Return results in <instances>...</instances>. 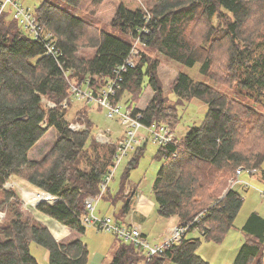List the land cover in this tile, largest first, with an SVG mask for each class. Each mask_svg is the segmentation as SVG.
Wrapping results in <instances>:
<instances>
[{
    "label": "trees",
    "instance_id": "16d2710c",
    "mask_svg": "<svg viewBox=\"0 0 264 264\" xmlns=\"http://www.w3.org/2000/svg\"><path fill=\"white\" fill-rule=\"evenodd\" d=\"M64 3L121 29L131 41L97 27ZM31 13L41 26L38 36L23 28L14 10L0 13V208L6 211L0 223V264H41L31 252L32 242L48 250L49 264L89 263L81 238L87 229L82 218L89 214L85 200L100 192L116 145L96 140L86 104L75 120L88 128L73 130L63 101L70 98L72 85L105 87L116 67L132 58L117 101L128 93L122 104L141 113L143 124L166 122L175 129L178 108L163 91L157 52L187 65L199 63L201 73L227 88L178 73L170 86L179 99L198 97L208 109L201 124L179 140L180 148L159 146L153 155L161 161L152 186L158 213L178 216L182 223L205 212L199 223L209 226L205 238L222 240L244 201L237 183L228 188V180L243 166L256 168L264 181V0H43ZM48 41L61 49L58 57L47 54ZM71 66L75 69L67 74ZM147 86L153 96L144 109L137 108ZM51 128L56 130L53 145L42 159L30 158L29 151ZM147 145L133 151L117 190L109 184L103 194L114 208L119 204L115 219L124 220L133 207L137 188L130 193L126 188ZM12 175L59 197L38 209L69 229L65 237L57 239L23 208L14 188H4ZM243 231L245 241L232 264H264V216L252 212ZM201 241L186 236L147 258L132 241L120 238L110 264H210L197 254Z\"/></svg>",
    "mask_w": 264,
    "mask_h": 264
},
{
    "label": "rangeland",
    "instance_id": "374dc122",
    "mask_svg": "<svg viewBox=\"0 0 264 264\" xmlns=\"http://www.w3.org/2000/svg\"><path fill=\"white\" fill-rule=\"evenodd\" d=\"M16 1H18L21 5L30 9L31 11H34L35 8L43 0H16ZM64 6L71 8L75 12V14L82 16L85 20L89 22H93L97 27L106 29L107 31L119 37L127 38V40L131 41L129 36L126 35L124 32H122L121 29L106 24L104 22H101L99 20H96L95 18L85 13L84 11L75 10L67 3H64ZM5 9L9 11L14 10L15 9L14 4L8 3ZM26 32L32 35L30 32L28 31ZM157 56L161 60L159 71L163 81V91L165 95H167V97L169 98L168 101L172 103H176V106L178 108V113L180 118L178 124L175 126V133L177 135V138L180 140L185 136V134L190 130L192 126L201 124L207 112L208 105L206 102H204L198 97H194L190 101H181L170 86V84L175 79L177 74L180 72H184L190 75L195 80L204 81L221 90H227V88L223 84L201 73L199 63H195L194 65H187L180 61L174 60L160 52L159 53L157 52ZM129 96L130 94L125 93L121 97L122 102L120 103H127L129 100ZM152 96H153V90L151 89L150 86H147L140 100L137 102L136 107L140 109H144L147 106L150 99L152 98ZM69 97L70 100L72 99V105H70V108H68L67 110L66 118L77 122V120H75L79 118L77 111L82 107V104H86L89 116L94 122V127L92 129V132L97 141L98 139L96 137V134L99 131H106L108 129L111 130L109 134L111 139L114 140L122 133L124 126H122L119 123L118 119L109 118L106 115V110L100 109L96 105V103L89 101L87 98H81L82 99L81 100L76 96H72V97L69 96ZM85 126H86L85 128H88L87 125ZM73 130H77V129H73ZM55 139H56V130L54 128H51L43 136V138H41L40 141L29 151V157L33 159H42L45 153L53 145ZM158 147H159L158 145L152 144L150 142L148 143L145 154L142 155L138 167L132 171L129 179V184L126 188V193L132 192V189L135 187L137 188L134 204L130 212L126 215L127 218H129L130 220H134V219L142 220L143 218H141V213L145 212L146 217H144V219H146V221L143 222V226L144 228L147 227L146 230L148 231V233L152 235L150 239L154 242L160 241V239H162V237L165 235V232L163 234H161V232L171 227V225H174L177 221V216L165 217V216H161L157 211L158 203L155 199L152 186L157 171L161 165V161L153 159V155ZM130 156L122 160V163L116 169L114 180L110 182L111 190H114V192L118 188V182L120 176L122 175V172L125 166L127 165ZM240 178L249 182L248 185H243L239 183L236 184L235 186L236 189L239 191L240 195L242 196V198L244 199L243 205L234 221V226L225 232L222 240L217 241L214 239L205 238V236H203L201 232L198 230H192L187 233V237L200 236V238H202L201 244L197 249V254L201 256L204 260L209 262L210 264H232L242 243L245 241V233L243 231V225L245 224L248 216L254 211L264 216V198L261 196V191L264 190V181L259 178L258 174L251 175L246 172L240 175ZM231 180L232 178L228 180V186H227L228 188L231 185ZM134 183L138 185H135ZM4 188H6L7 190L10 188H14L22 197L23 208L32 211L37 218H39L43 222H47V224L51 226L53 230H55L53 226L50 224L51 220L54 218L52 217L50 218V216L48 217L46 216L45 218L44 214L38 209L39 204L36 206L37 196H33L31 199H29L28 196L26 195V192H29V194L30 193L33 194L36 192V194H38L39 192H41L38 187H36L35 185L21 178L18 175H12L9 178V180L6 182V184H4ZM228 188H225V191ZM2 195H3V190L0 189V199L2 198ZM39 198L41 199L40 196ZM118 207L119 204L114 208L113 206L110 205L108 201L102 198L97 203L95 212L97 215L100 216L113 215V213L116 211ZM5 214L6 211L1 210L0 208V216H1L0 223L5 217ZM55 234L57 237H60L58 239H61L62 237H65L67 233L65 235L59 233H55ZM153 236L156 237L153 238ZM81 238L88 245V249L90 252L89 264L91 263V261H95V260L98 264H110L114 252L118 244L120 243V238H118L116 235H114L111 232L99 230L96 226L93 225L87 226L86 232L85 234L81 235ZM30 247H31V252L38 258L41 264H49V252L45 247L35 242H32ZM165 264H176V263L167 260Z\"/></svg>",
    "mask_w": 264,
    "mask_h": 264
},
{
    "label": "built area",
    "instance_id": "2783aa9c",
    "mask_svg": "<svg viewBox=\"0 0 264 264\" xmlns=\"http://www.w3.org/2000/svg\"><path fill=\"white\" fill-rule=\"evenodd\" d=\"M8 3L14 4V17L20 22L23 28L32 31L35 36L40 35L42 30L36 17L31 13L30 9L24 7L19 2L15 0H0V13L6 8ZM48 36L49 34H47L43 40H47ZM48 43L47 54L58 57L62 53L61 49L56 45L55 41H48ZM134 63V59L127 58L123 64L116 67L114 77L108 81L105 87L99 90H93L92 87L81 89L72 85V94L70 96L87 98L89 101L96 103L100 109L106 110V115L109 118H117L119 123L124 126L122 133L115 140L111 139L108 134L111 132L109 129L106 131H99L96 134L98 141L115 144L116 151L113 155L112 164L109 166L101 181L100 192L95 196H88L85 200L89 214L82 218V223L85 226L93 225L99 230L111 232L126 241H132L140 253L150 258L155 254L163 253L166 248L173 244L180 243L183 238L187 236L189 231L198 230L204 236L209 226L206 223L203 225L199 224L205 217V212H203L190 221H184L171 226L160 241L154 242L143 231L140 224L126 223L124 220L115 219L113 215L100 216L95 212L97 203L102 199L110 182L114 179L116 169L120 166L122 160L129 157L138 146H141L144 142H150L158 146L174 144L176 147L180 148L179 139L170 123L162 122L149 126L145 125L141 122V113H134L131 109L126 108L125 105L117 101V90L121 88V82L123 80L122 74L130 67H133ZM74 69L73 66L68 67L66 73L69 74L73 72ZM47 104L50 106L55 105L49 100H47ZM63 106L64 108L70 107V98H66L63 101ZM70 126L72 129L77 130L86 127L85 124L83 125L78 121H72ZM177 153L178 150L175 151L174 155L176 156ZM244 172L251 175L258 173L256 168L249 169L240 166L237 169L236 177L232 178L231 184L241 183L243 185H248L249 182L240 178V175ZM39 194L46 195V198L40 199L37 196V204L42 202L52 204L59 199L58 196L48 192L42 191L39 192ZM261 196L264 198V190L261 191Z\"/></svg>",
    "mask_w": 264,
    "mask_h": 264
},
{
    "label": "crops",
    "instance_id": "0c3cea01",
    "mask_svg": "<svg viewBox=\"0 0 264 264\" xmlns=\"http://www.w3.org/2000/svg\"><path fill=\"white\" fill-rule=\"evenodd\" d=\"M135 184V183H134ZM135 185H138V184H135ZM44 214V217L46 218V216L48 217V215L47 214H45V213H43ZM146 215V213L145 212H143V213H141V218H143L142 220H139V219H134V220H130L129 218H127V216L125 217V219H124V221H126V223H139L141 226H142V228H143V231L147 234V236L150 238L152 235L150 234V233H148V231L146 230L147 229V227L146 228H144V226H143V222H145L146 221V219H144V217H146L145 216ZM51 218V217H50ZM39 219V218H38ZM44 223H46L47 224V222H44ZM178 223V216H177V221H176V223L175 224H177ZM52 226H53V228L55 229V230H53L52 228H51V226H49L48 224V226L50 227V229H51V231L53 232V234L56 236V234L55 233H59V234H63V235H65L66 233L68 234L69 232V229L65 226V225H63L62 223H60L59 221H57L56 219H52L51 220V223H50ZM174 224V225H175ZM63 225V226H62ZM171 226H173V225H171ZM65 227V228H64ZM170 228V227H169ZM169 228H167L168 230H169ZM66 229H68V230H66ZM167 229H165V231H162L161 232V234H163L164 232L166 233V232H168V230ZM167 230V231H166ZM67 231V232H66ZM149 231H152V230H149ZM66 234V235H67ZM57 237V236H56ZM62 237V236H61ZM156 236H153V238H155ZM57 238H60V237H57ZM89 264V263H88ZM90 264H98L97 262H96V260L95 261H91V263Z\"/></svg>",
    "mask_w": 264,
    "mask_h": 264
},
{
    "label": "bare ground",
    "instance_id": "6f19581e",
    "mask_svg": "<svg viewBox=\"0 0 264 264\" xmlns=\"http://www.w3.org/2000/svg\"><path fill=\"white\" fill-rule=\"evenodd\" d=\"M26 195L28 196L29 199H31L33 196H38V197L40 196L42 199L46 198V195L39 194V193L36 194V192L33 193V194H31V193L29 194V192H26ZM42 213H43V212H42Z\"/></svg>",
    "mask_w": 264,
    "mask_h": 264
},
{
    "label": "water",
    "instance_id": "95a60500",
    "mask_svg": "<svg viewBox=\"0 0 264 264\" xmlns=\"http://www.w3.org/2000/svg\"><path fill=\"white\" fill-rule=\"evenodd\" d=\"M56 237V236H55ZM57 238V237H56ZM58 239V238H57Z\"/></svg>",
    "mask_w": 264,
    "mask_h": 264
}]
</instances>
